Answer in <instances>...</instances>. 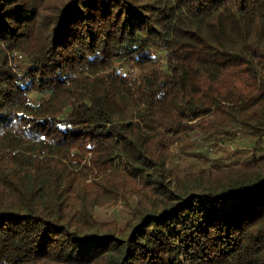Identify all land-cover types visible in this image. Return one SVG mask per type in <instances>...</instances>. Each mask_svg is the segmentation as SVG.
Wrapping results in <instances>:
<instances>
[{"label":"trees","instance_id":"obj_1","mask_svg":"<svg viewBox=\"0 0 264 264\" xmlns=\"http://www.w3.org/2000/svg\"><path fill=\"white\" fill-rule=\"evenodd\" d=\"M0 264H264V0H0Z\"/></svg>","mask_w":264,"mask_h":264},{"label":"rangeland","instance_id":"obj_2","mask_svg":"<svg viewBox=\"0 0 264 264\" xmlns=\"http://www.w3.org/2000/svg\"><path fill=\"white\" fill-rule=\"evenodd\" d=\"M202 146V144H198V145H192V146H188L185 149H177L176 150V155H175V163H182L185 159H188L187 164L189 165V167H198L199 165H201V163L198 161L199 157H197L196 155H193L194 152H196L195 150L200 149ZM225 152H224V150ZM228 149L230 151L227 150V148H219V147H214V151L213 154H215L216 152L218 153V158L216 160L222 159V161H226L228 160V158H232L233 157V151L234 148L228 147ZM197 153V152H196ZM216 153V154H217ZM198 154V153H197ZM212 154V155H213ZM180 156V158H178ZM238 158V156L236 155V159ZM234 159H232L233 161ZM126 211L125 208H123L122 206H119L117 208H111V207H103L100 210H98L97 212V216L98 218L102 219V220H111V221H120L121 218H123V216H125Z\"/></svg>","mask_w":264,"mask_h":264}]
</instances>
